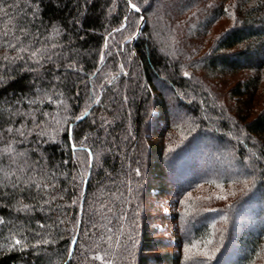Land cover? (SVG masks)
Returning a JSON list of instances; mask_svg holds the SVG:
<instances>
[{"label": "trees", "instance_id": "trees-1", "mask_svg": "<svg viewBox=\"0 0 264 264\" xmlns=\"http://www.w3.org/2000/svg\"><path fill=\"white\" fill-rule=\"evenodd\" d=\"M181 1L138 0L142 11L131 14L125 0H42L33 18L37 0H0V168L13 173L6 181L0 174V217L7 222L0 225V264H102L97 253L114 264H198L203 257L186 259L185 245L212 234L219 250L208 264H264V159L246 163L251 151L264 156V0ZM126 14V27L113 32ZM45 46L56 55L37 65L31 52ZM36 89L62 92L54 100L75 114L93 92L99 96L73 125L75 159L66 131L39 146L35 133L25 140L15 132L31 119L13 113L55 108L47 100L29 105L25 97ZM85 137V149L102 153L100 165L93 161L86 172L87 151L79 145ZM8 143L26 156L12 163L3 155ZM245 178L246 191L237 182ZM213 187H220L214 197L200 198V189ZM252 199L246 237H235L238 211ZM17 201L34 210L15 211ZM194 220L205 222L188 231Z\"/></svg>", "mask_w": 264, "mask_h": 264}, {"label": "snow or ice", "instance_id": "snow-or-ice-1", "mask_svg": "<svg viewBox=\"0 0 264 264\" xmlns=\"http://www.w3.org/2000/svg\"><path fill=\"white\" fill-rule=\"evenodd\" d=\"M42 2V0H37L36 5L33 7V18H38L39 13H40V8H39V4ZM87 2V0H86ZM144 4L148 5L149 4V0H144ZM113 5H115V0H113ZM125 5H126V9L128 10L129 13L131 14H138L141 13L142 11V7L140 5V3L138 2V0H125ZM11 5H9L10 7ZM233 7H235V5H233ZM3 9L0 8V11H2ZM225 11L228 12V9L225 8ZM229 15H232L231 13H229ZM234 18V17H233ZM144 20V17L141 15L138 18V21L136 23V28L139 29L140 28V22H142ZM129 21V15L126 14L123 18V21L120 23L119 28H113V32H119L122 29H124L127 25ZM77 22H79L77 20ZM21 32H24L25 34H27L26 29L21 28L20 29ZM11 32V29H8L7 24H5V31H4V36H8ZM52 32H54L56 35L60 34V30L58 27L53 26L52 28ZM111 35V34H109ZM137 35V33L135 31L131 32L128 36L125 37L126 40H131L133 39L135 36ZM17 40H19V37H16ZM107 39V38H106ZM5 43L7 44L8 47H14V45H12L11 43L5 41ZM58 47V45H51V48H56ZM105 47H107V44L105 45ZM22 51H27L26 47H21L20 49H18V52H22ZM49 51L48 47L45 46L43 48H37L35 51L31 52V55L29 57L30 60H32L35 64L37 65H41V61L42 60H47V61H51L52 60V55H56V53H52L51 55L47 54ZM106 58V54L102 51L101 55H100V62H104ZM16 60H22L23 57L17 55V57L15 58ZM4 61H8L10 63H15V60H11L7 55H5L3 57ZM42 66V65H41ZM4 65H0V68H4ZM68 67L73 68V70L79 71L80 69L76 68V65L73 63H69ZM29 71H33V72H37L39 71V68H29ZM120 71L123 72V66H121ZM186 76L188 75V73H184ZM92 75H96V72H93ZM117 74H113L112 75V79L116 78ZM126 75V73H125ZM0 79H3V77H0ZM58 79V77L56 78ZM108 83H111V79L108 80ZM37 95L33 96V97H25L27 99V103L29 105H39L41 103H44L45 100H47L50 103L55 104V108L53 110V112H49L47 110L44 109H40V108H29L27 114L22 113V112H15L13 113L14 116L19 115V116H23L26 120L27 119H31V126L29 127L27 124H24L22 121V127L16 128L15 132L22 137L23 139H27L28 136H32L34 133L35 135L38 137V139L36 140V144L37 146H39V144L41 143V140L43 137L47 136V140H43L44 143H49V142H55L58 138H59V134L61 132L66 131L68 133V141L72 142L71 143V148L73 151V158L75 159L76 157V152H77V143L73 142L74 141V136H73V125L75 124L76 121H81L82 119H84L88 113L89 108H91L93 103H97L99 101V96L96 95L94 92L92 93V96L89 97L88 100H86V104L85 106L81 109V112L79 114H75L74 112H72V110L69 108L68 104L63 101V100H54V96L55 95H60L63 96V93H52L51 90H44V89H36ZM78 95V93H77ZM94 97V98H93ZM40 116H43V119H39ZM104 123H108L107 120H104ZM54 124V127H50V125ZM103 126V125H101ZM6 131L8 133H12L13 132V128L11 126H9ZM87 139V137H85V139H82L79 141V145L80 148L87 151V160L85 162H82L81 167L84 168L85 172L87 170V168H91L93 167V161H95L96 166L100 165V161H101V156L102 153L101 152H95L93 153L92 151H89L87 149L84 148L85 145V140ZM21 141H15V143H19ZM3 155L5 156H9L11 159L12 163H15L16 160L18 158H22L26 156V153L24 152H16L15 148L13 147V143H8L4 150H3ZM261 159H264V156L262 155H258L255 151H251L249 157H246V163L251 164L253 160L255 161H259ZM25 163H27V161H25ZM63 163L67 164L68 161H64ZM86 165V167H85ZM20 171H24V169H20ZM135 173L137 176L140 175V170L139 168L135 169ZM0 174H2V178L3 180H9V178L13 175L12 171H10L7 168H0ZM251 179H254V177H252ZM238 183H242L244 185V189L243 190H247L248 186H249V178H245L242 181H237ZM17 183H19V181H17ZM30 183H35V186L37 188L42 187L41 184L36 183L35 181H30ZM5 187L7 185H4ZM13 187H16V185H12ZM43 187L47 188V187H51V185H43ZM21 191H23V189H21ZM132 189L129 188V192H131ZM234 194V193H233ZM4 196L9 195L8 193H3ZM220 198V197H218ZM17 203L20 204L19 208H15L14 206H10L13 207L15 211H31L34 210L32 205L29 204H25L22 203L20 201H17ZM45 203H48V201H45ZM73 203H76V201L74 200ZM211 211H215V209H210ZM62 222V221H61ZM6 221L4 220L3 217H0V225H6ZM78 223V222H77ZM134 223V222H133ZM214 224V222H213ZM39 227L41 229L45 228L46 225L44 224H40ZM123 227V225H122ZM108 231H111V229L109 228ZM37 235H40L39 232L36 233ZM214 234L209 235L199 241H193L192 243H188L185 245V258L186 259H192L193 255H197L200 257H203L202 260H200L198 262V264H208V261H210L213 256L215 255L216 251L219 250V246H213L214 245ZM13 239L15 240V244L17 246L21 245V240H17L15 239V236H13ZM72 241L75 242L76 241V237L73 236ZM129 240H132V236H129ZM223 242V233H221V243ZM37 243H43V244H48L49 241L48 240H41V241H37ZM134 241H133V246H134ZM29 245L28 244H24L23 248H28ZM32 247H35V245H32ZM68 255L69 257H71L72 255V250L71 248H69L68 251ZM129 255L131 256L132 253L129 252ZM104 256H107V253L104 254ZM96 260H102V264H114L113 259H102V256L100 253H97L94 257Z\"/></svg>", "mask_w": 264, "mask_h": 264}, {"label": "rangeland", "instance_id": "rangeland-1", "mask_svg": "<svg viewBox=\"0 0 264 264\" xmlns=\"http://www.w3.org/2000/svg\"><path fill=\"white\" fill-rule=\"evenodd\" d=\"M186 0H182L181 1V4H183V2L185 3ZM153 126L150 127V129L147 130V134L148 133H151L153 132ZM170 188V185L168 186ZM172 188V187H171ZM217 189H220V187H213V189H210V188H202L198 191V194H200V198H204L205 196H208L209 197H214L216 195L215 191H219ZM156 193V192H154ZM262 193H264V188L262 190ZM201 194H204V196H201ZM224 198V201H228V199H226V195L223 196ZM257 202L254 201L253 199L248 203L246 204L245 206H243L242 208H240V210L238 211V214H237V225L235 227V237H240L242 239H244L246 237V230L244 228V225H245V222L248 221L249 219V215L251 212H255L256 211V204ZM168 205H170L168 203ZM210 209V208H208ZM175 212V208H164L163 209V213L165 214H168V215H173ZM205 221H202V220H194L190 226L187 227V230L190 231L191 229L193 228H196L202 224H204ZM155 249L152 248V250H150V252H154Z\"/></svg>", "mask_w": 264, "mask_h": 264}, {"label": "water", "instance_id": "water-1", "mask_svg": "<svg viewBox=\"0 0 264 264\" xmlns=\"http://www.w3.org/2000/svg\"><path fill=\"white\" fill-rule=\"evenodd\" d=\"M142 23H143V21L140 23V28H141V26H142ZM140 28H139V30H140ZM95 107H96V104L92 105L91 108H89L86 117L89 115V113H90ZM86 117H85V118H86ZM88 177H89V173H88V175H87V177H86V181H88ZM84 196H85V191H83V193H82V196H81V203H80V205H82V203H83ZM77 236H78V232H77L76 235H75L76 240H77ZM75 243H76V241H75V242H72V246H71L72 254H73V250H74V247H75ZM71 256H72V255H71ZM70 258H71V257H69V255H68V260H69Z\"/></svg>", "mask_w": 264, "mask_h": 264}]
</instances>
